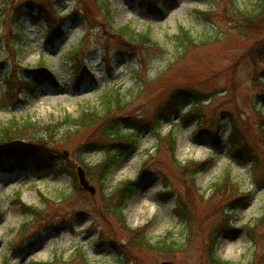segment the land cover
Listing matches in <instances>:
<instances>
[{
  "label": "rangeland",
  "instance_id": "obj_1",
  "mask_svg": "<svg viewBox=\"0 0 264 264\" xmlns=\"http://www.w3.org/2000/svg\"><path fill=\"white\" fill-rule=\"evenodd\" d=\"M28 1L48 9L47 17L53 23L58 24L59 20L51 10H58L65 18H73L76 12L80 19L66 20L61 41L55 48L46 47L45 24L21 8V4ZM138 1L146 11L140 8ZM138 1L0 0V59L7 61L3 75L9 73L13 63L20 67L14 70L20 71L43 60L55 80L50 86H40L33 94L26 95L24 104L0 108V125L12 117L32 118L41 126L64 115L75 118L80 109L99 108L102 91L107 89L119 90L125 100V105L101 124L81 129L70 136L69 142L55 145L61 153L57 163L65 165V176L45 173L32 178L25 173L0 174V262L6 244L20 225L25 224L20 232L26 234L38 226L28 224L29 217L19 211L15 200L20 198L23 206L43 209L49 202L45 196L52 201L68 193L73 195L67 197L68 204L60 211L56 209L59 203L55 202L44 212L50 218L45 226L56 225L53 221L57 216L53 214L64 212L65 217L59 219L63 218L64 222L60 233L48 234L49 229L43 241L38 237L33 252L22 256L9 254L8 264L48 262L54 254L63 260L72 257L70 262L62 264H201L203 244L213 230L224 227L225 217L229 215L227 228L230 229L219 234L214 244L210 240L209 247L216 257L232 264H249L253 259L252 233L248 235L246 227L253 226L264 207V132L261 130L264 104L256 108L254 105L256 97L264 98V62L260 60L264 58V16L252 19L253 29L240 30L228 21L227 13L225 17V12L218 9L210 23L196 17V10L223 7L225 3L220 4L218 0H174L157 8L155 15L148 10L154 8L151 7L154 4L158 7L159 0ZM236 1L240 9L251 14H255L259 5V0ZM53 23L50 25L54 26ZM123 26H129L135 33H147L150 45L142 48L143 56L132 40L115 32ZM180 27L198 40L207 33L210 36L215 33L217 37L213 44L205 47L198 44L180 57L176 47L167 41ZM84 35L88 39L84 38L83 42ZM80 44L82 48L73 57L74 61L70 56L67 60L70 50ZM11 50H14L13 58ZM134 52L138 55H132L130 60ZM108 68L112 69L111 74ZM177 89L195 91L203 100L212 95L210 102L191 111L201 116L203 127L208 133L220 136L221 141L230 133L228 122L233 128L235 122L238 135L247 145L245 154L251 153L254 157L253 168L250 162L232 161L226 149L213 151L205 138L194 142L196 122L185 123L178 116L190 110L187 101H181L182 107L175 119L161 122L158 130L162 135L172 133L173 151L166 147L167 140L154 147V115L166 112L164 103ZM2 91L0 82V93ZM8 94L10 92L6 94V105H9ZM116 116L124 121H145L151 129L140 133L137 152L121 157L107 184L110 188L135 180L141 166L152 175L127 201L121 217L112 214L113 204L107 196L110 189L98 184L99 166L92 167L101 154L94 151L81 156L83 147L102 142L99 129L105 128L106 122ZM129 132L133 129L129 128ZM198 164H204V171L194 174L193 166ZM75 166L86 173L89 185L94 187L93 194L77 184ZM221 175L230 176L223 185L225 193L214 197L209 188L221 182L222 179H218ZM162 186H170L171 193L159 194ZM228 186L235 188L229 191ZM208 193L209 196L204 197ZM236 195H246V199L237 210L227 209ZM76 211L85 213L75 214ZM115 212L118 213V209ZM140 229L153 242L167 235L183 240L187 243L188 255H176L170 261L159 257L153 248L137 247L139 240L132 236L131 230L141 234ZM253 236L264 246V227ZM111 240L115 245L118 243L120 255L109 246ZM76 249L83 250V258L79 254L74 257ZM52 264L58 263L54 260Z\"/></svg>",
  "mask_w": 264,
  "mask_h": 264
},
{
  "label": "trees",
  "instance_id": "obj_2",
  "mask_svg": "<svg viewBox=\"0 0 264 264\" xmlns=\"http://www.w3.org/2000/svg\"><path fill=\"white\" fill-rule=\"evenodd\" d=\"M160 1V0H159ZM220 4H224L223 7L221 6H212L209 10L200 11L196 10V16L205 22H212V20L215 18L214 15L216 14L215 11L218 9L222 12H225L223 16L226 17V13L229 17L228 21L231 23H234L236 27L240 30L244 28H252L253 29V22L252 19L254 17H263L264 16V0H259L258 8L255 12V14H251L250 12H247L243 9H240L236 0H218ZM51 13L56 16V20H58V11L57 10H51ZM59 25L62 24V20H59ZM246 24V25H245ZM55 30L54 27H51L49 30V34L51 35L52 32ZM117 34H120L121 36L124 35L126 38L132 40L136 46V48L139 49V54L142 55L143 53V47L146 49L149 44V39L147 36V33L145 34H136L133 30L129 29L128 27H121L115 30ZM216 34L214 33L213 36H210L209 33L203 34L198 39H195V37L187 30L183 28H178V32L171 38H168L167 41H169L171 44H174L176 47V50L178 52V55L182 57L185 53H187L191 48L197 47L198 44L201 47H205L208 45H211L214 43V39L216 38ZM49 39V37H48ZM170 39V40H169ZM75 53V50H70L69 55ZM138 55V53H137ZM264 55V54H263ZM143 56V55H142ZM264 57V56H263ZM262 62H264V58L260 59ZM39 68L36 70H32L34 72H29L32 77L35 76V72H39L40 70L45 71V67L41 64H39ZM15 75L13 74L8 80L11 81ZM264 75L262 76L263 80ZM19 90L22 91V94L25 96V92H32V84H26V83H17ZM7 87V83H6ZM22 87V88H21ZM9 92L12 90V86L8 85ZM26 90V91H25ZM10 95V94H9ZM9 101L13 100L14 98L12 96H9ZM197 95L195 91L192 90H181L177 89L173 94L171 93L169 98L167 99L168 104H171V108L168 109V112H176L179 108V105L181 104V101L185 102H193V105H195L197 101H195ZM256 102L261 101V103L264 102V98H258L254 99ZM260 103V102H259ZM125 105V100L121 96L120 92L114 91V90H106L101 96H100V103L99 108H85L82 109L77 116L72 119L69 115H64L63 118L58 120L54 123H49L45 126H41L38 124L37 121H34L32 118H12L6 123L0 125V165L4 163L6 160L11 161H23L27 157L31 156H49L48 154L44 153V145L43 144H32L29 146H22L15 144L14 142L16 140L22 139L25 137L26 140L32 139L38 143H44L46 144H52L55 145L57 143H66L69 142L70 139L66 138V135L68 133H71L74 135V133L80 132L81 129H86L94 125L101 124L104 119L110 118L111 115L115 114V110H119L120 107ZM191 115H195L191 111ZM119 116V115H117ZM114 117L112 120H109L105 124V128L99 129L101 131V138L100 141H105L108 139L107 142H100L97 143L98 150L104 151L106 153H109L106 157L102 158V162L98 164L99 166V173H98V184L100 187L104 188L106 182L109 180L111 173L113 171L114 166L116 165L117 161L120 158V155H126L127 152H129L132 149L136 148L137 138L136 135L137 132L131 133H125L127 131H123L124 125L126 127L133 126L134 129L141 130L143 128L142 123H138L135 121H124L120 118ZM121 116V115H120ZM164 116L159 114L156 117V127H159L160 122L164 120ZM264 121V118H263ZM234 128L231 131L229 142L232 145V151L235 153L237 152V157H243L248 160H250L253 163L254 157L251 153H248L247 155L244 153L245 149L247 148V145L242 142V138L238 135L239 132L236 129L235 122ZM263 124V123H262ZM264 126V125H263ZM261 125V128H263ZM155 127V129H156ZM158 128L156 129V131ZM262 132H264L263 129H261ZM62 132V133H61ZM156 133V132H155ZM60 135H65L61 136ZM158 138V143L164 142L166 147L172 152L173 147L175 146L174 138L172 137V133L170 132L166 136H159L157 133L155 134ZM135 138L132 139V138ZM95 144H90L82 148L81 154L85 155L86 153L91 152L93 150V146ZM127 145V146H126ZM93 148V149H92ZM117 150V151H116ZM119 151L120 155H119ZM194 164V163H192ZM203 164H198L194 168V174L203 171V167L201 166ZM2 167V166H0ZM254 165L252 164V168ZM229 176H223L221 179V182L213 184V196H221L225 193L224 189V183L228 182ZM136 185L137 183L135 181H127L120 186H117L113 192L109 194V201L113 204L112 207V214L115 217H120L121 211L125 208L126 202L134 195L136 192ZM229 191L233 190L235 188L234 186H228ZM228 190V189H227ZM235 192V191H234ZM236 193V192H235ZM246 199V195H236V197L230 201L228 204V208L237 210V207L240 206L243 201ZM67 198L65 196H61V201H66ZM47 207H43V209H31V207H22L24 213H30L33 217L41 216L45 212V209ZM49 208V207H48ZM118 209V213L115 212V210ZM49 215V214H48ZM228 217L226 216L225 225L223 228H220L218 230H213V232L210 235L209 240L203 244L201 248V254H200V262L201 264H232L228 261L222 260L214 255L213 248L209 247L208 243L210 240L212 241V244L216 241L218 238V235L222 232L229 230L230 228H227V222ZM40 219H46V221H50V218L48 216H44ZM264 227V207L262 208L260 216L255 219L253 226L251 228L246 227V231L249 235V232H251V238L254 243V257L249 262V264H264V246L261 244L259 240H257L253 235L261 231V229ZM141 230V229H140ZM133 233V237L136 240H139V243L137 244V247L141 249H155L157 251V254L162 259L170 260L172 261L173 258H175L176 255L183 254L184 256L188 255V251L186 250L187 243L182 241H177L175 239H171L168 235L166 237L157 239L155 242L149 240L146 238V235L143 233L144 231L141 230V234L135 232L134 230H131ZM136 234V235H134ZM110 247L120 255V247L118 246V243L115 245L113 244V240L110 242ZM135 248L136 246H133ZM83 254L79 251L74 253V257L77 255ZM72 259V257H71ZM61 260V259H60ZM59 260V262H60ZM129 263V262H128ZM128 263H120L119 264H128ZM6 264V263H4Z\"/></svg>",
  "mask_w": 264,
  "mask_h": 264
},
{
  "label": "water",
  "instance_id": "obj_3",
  "mask_svg": "<svg viewBox=\"0 0 264 264\" xmlns=\"http://www.w3.org/2000/svg\"><path fill=\"white\" fill-rule=\"evenodd\" d=\"M78 177H79V183H80V185H81L83 188L92 191V188L88 187L87 182H86V180L84 179V174L81 172L80 169H78Z\"/></svg>",
  "mask_w": 264,
  "mask_h": 264
},
{
  "label": "bare ground",
  "instance_id": "obj_4",
  "mask_svg": "<svg viewBox=\"0 0 264 264\" xmlns=\"http://www.w3.org/2000/svg\"><path fill=\"white\" fill-rule=\"evenodd\" d=\"M55 215H57V216H60V214L59 213H57V212H55ZM41 219L40 218H36L35 219V223H38V224H41ZM56 221H59V219H56ZM69 226H70V224H69Z\"/></svg>",
  "mask_w": 264,
  "mask_h": 264
}]
</instances>
